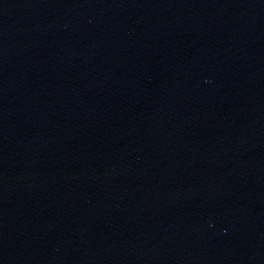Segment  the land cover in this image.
Returning a JSON list of instances; mask_svg holds the SVG:
<instances>
[{
    "label": "water",
    "instance_id": "water-1",
    "mask_svg": "<svg viewBox=\"0 0 264 264\" xmlns=\"http://www.w3.org/2000/svg\"><path fill=\"white\" fill-rule=\"evenodd\" d=\"M115 0H0V51Z\"/></svg>",
    "mask_w": 264,
    "mask_h": 264
}]
</instances>
